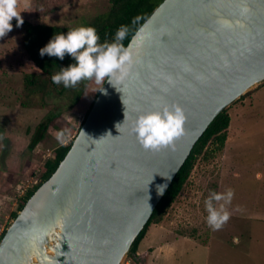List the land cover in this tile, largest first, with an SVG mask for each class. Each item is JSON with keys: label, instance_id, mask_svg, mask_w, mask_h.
<instances>
[{"label": "water", "instance_id": "water-1", "mask_svg": "<svg viewBox=\"0 0 264 264\" xmlns=\"http://www.w3.org/2000/svg\"><path fill=\"white\" fill-rule=\"evenodd\" d=\"M126 47L130 76L121 91L104 82L66 155L7 227L0 264H122L209 124L264 81V0H163ZM163 102L183 106L184 133L145 150L119 123L125 107L132 116Z\"/></svg>", "mask_w": 264, "mask_h": 264}, {"label": "rangeland", "instance_id": "rangeland-1", "mask_svg": "<svg viewBox=\"0 0 264 264\" xmlns=\"http://www.w3.org/2000/svg\"><path fill=\"white\" fill-rule=\"evenodd\" d=\"M43 1L46 4L47 0ZM50 1L56 9L38 18V0H18L21 17L47 24L81 25L106 11L110 3ZM23 33L22 27L13 25L0 37V234L11 224L20 199L42 180V165L53 156V146L58 142L68 144L76 136L91 96L78 110L56 119L49 137L28 151L31 134L50 106L21 103L25 98L24 75L36 70L23 48ZM228 111L231 126L223 165L221 151L208 158L200 156L178 199L164 219L151 224L147 232L146 236L152 238L162 233L158 245L174 240L171 264H264V81L233 101ZM227 188L234 190L225 206L229 218L219 229H213L207 223L204 201L212 191L222 193ZM213 203L219 207L223 201ZM159 253L160 264H164L167 247Z\"/></svg>", "mask_w": 264, "mask_h": 264}, {"label": "trees", "instance_id": "trees-1", "mask_svg": "<svg viewBox=\"0 0 264 264\" xmlns=\"http://www.w3.org/2000/svg\"><path fill=\"white\" fill-rule=\"evenodd\" d=\"M38 1L39 6H41L38 18H41L46 12L51 11L54 6L50 0H47L46 4L43 0ZM162 1L163 0H110L109 7L106 11L97 13L86 19L84 24L81 25L94 26L100 36L99 42L105 40L111 41L119 26L127 25L128 32L122 42L127 46L137 29ZM54 9L56 8L54 7ZM11 23L16 25V18L12 19ZM76 26L79 25L47 24L25 18H23V23L20 25L24 31L22 40L23 48L36 68L35 71L24 75L23 88L25 98L21 103L24 106H50L48 113L40 120L31 134L27 145V150L30 152L33 151L40 142L49 137V128L51 125L54 126L56 119L61 117L65 112L78 110L80 105L87 101L88 96L91 94L88 108L85 113L87 115L100 91L96 89L102 87V84H96L94 80H82L77 83L75 87L69 88H65L62 83H53L51 79L52 75L58 72L61 66H67L69 63H73L74 60L67 54L63 60L55 56H48L47 54L42 57L39 54V49L48 42L54 33H66ZM230 123L231 115L227 107L213 119L196 142L169 188L156 205L151 217L134 240L128 255L131 256L138 251L139 245L145 238L150 225L160 223L164 219L168 209L183 191L198 158L200 156L208 158L222 150L228 137ZM60 131L63 132L64 130L60 129ZM73 139L68 144L58 142L53 146V156L47 158L42 165V180L47 179L53 173L59 162L69 150ZM211 144H213V147L210 146ZM37 187L38 185L33 186L20 199L17 210L12 213L13 218ZM5 231L6 230L0 234V240Z\"/></svg>", "mask_w": 264, "mask_h": 264}, {"label": "clouds", "instance_id": "clouds-1", "mask_svg": "<svg viewBox=\"0 0 264 264\" xmlns=\"http://www.w3.org/2000/svg\"><path fill=\"white\" fill-rule=\"evenodd\" d=\"M20 12L18 0H0V37L12 29L13 17L16 18L17 27L22 25ZM127 32L128 26L120 25L111 41L99 42L100 36L94 26L79 25L66 33H54L39 49V54L42 57L45 54L55 56L60 60H63L66 54L73 58V63L61 66L60 70L52 75L51 79L55 84L62 83L65 88H69L75 87L82 80H94L96 84H102V87L96 90L103 92V83L108 81L121 91L118 85L130 76L135 64L134 53L122 43ZM122 102L124 104L123 99ZM185 120L182 105L177 102H163L158 106L135 110V115L132 116H129L125 107L124 120L119 124L124 125L127 121L129 135H133L145 150L158 151L172 145L174 140L184 133ZM62 136L63 133L58 139ZM164 177L171 180L170 175ZM166 188V182L157 185V193L162 195ZM233 195L234 190L227 188L222 193L212 191L205 199L207 223L213 229H219L228 220L229 212L225 206L230 203ZM214 201L223 203L216 207Z\"/></svg>", "mask_w": 264, "mask_h": 264}, {"label": "crops", "instance_id": "crops-1", "mask_svg": "<svg viewBox=\"0 0 264 264\" xmlns=\"http://www.w3.org/2000/svg\"><path fill=\"white\" fill-rule=\"evenodd\" d=\"M229 129H230V127H229ZM229 129H228L227 140L225 142L224 147L221 150L220 161L222 162V165H223V161L226 159L225 152H226L227 145H228ZM222 168H223V166H222ZM163 224L164 223L159 224L160 228L162 227ZM161 235H162V233H160V236ZM160 236L158 238H152V235L145 236V238L143 239V241L139 245V248H138V251L136 252V255H133L134 260L132 261L133 262L132 264H160L161 260H160L159 251L162 250L164 247H167L166 257L163 258L164 264H171V259H172L173 254H174V247L172 245L174 240H167L164 243V244H166L165 246H164V244L158 245V244H160L158 242L161 239ZM190 239H191L190 237H187L186 240L189 241Z\"/></svg>", "mask_w": 264, "mask_h": 264}, {"label": "built area", "instance_id": "built-area-1", "mask_svg": "<svg viewBox=\"0 0 264 264\" xmlns=\"http://www.w3.org/2000/svg\"><path fill=\"white\" fill-rule=\"evenodd\" d=\"M37 183H38V181H36L35 184H34L33 186L37 185ZM33 186H32V187H33ZM22 192H23L24 194L26 193L24 189L22 190ZM24 194H23V195H24ZM132 259H133V256L128 255L127 257H125V259L123 260L122 264H132V261H133Z\"/></svg>", "mask_w": 264, "mask_h": 264}]
</instances>
